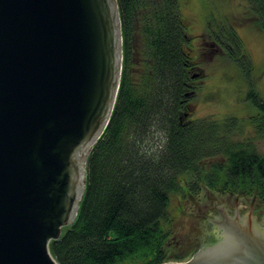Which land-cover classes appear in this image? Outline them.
I'll return each instance as SVG.
<instances>
[{"label": "water", "instance_id": "95a60500", "mask_svg": "<svg viewBox=\"0 0 264 264\" xmlns=\"http://www.w3.org/2000/svg\"><path fill=\"white\" fill-rule=\"evenodd\" d=\"M120 31L117 0H0V264H59L49 242L74 222L113 111ZM207 191L185 239L198 249L158 264H264L263 211L236 199L245 214H230Z\"/></svg>", "mask_w": 264, "mask_h": 264}, {"label": "trees", "instance_id": "16d2710c", "mask_svg": "<svg viewBox=\"0 0 264 264\" xmlns=\"http://www.w3.org/2000/svg\"><path fill=\"white\" fill-rule=\"evenodd\" d=\"M248 2L244 19L264 32V0ZM117 3L120 85L108 124L86 159L85 190L74 222L49 242L59 264L167 261L173 193L195 201L206 187L253 196L264 205V153L233 139L234 118L216 123L189 117L193 75L199 73L193 71L197 65L181 1ZM225 24V40L214 33L212 23L207 32L248 73L252 67L241 52V40ZM250 94L261 110L256 131L264 135V101Z\"/></svg>", "mask_w": 264, "mask_h": 264}, {"label": "rangeland", "instance_id": "374dc122", "mask_svg": "<svg viewBox=\"0 0 264 264\" xmlns=\"http://www.w3.org/2000/svg\"><path fill=\"white\" fill-rule=\"evenodd\" d=\"M184 18L187 21L188 42L192 48L198 72L193 77L195 92L190 99L192 119H210L223 123L234 118L236 128L233 139L246 141L259 153H264V135L256 131L261 123V110L253 102L251 92L264 101V32L246 19L248 0H180ZM211 18L213 20L211 21ZM220 38H227L228 25L236 31L241 40V52L249 60L252 70L245 73L242 65L228 58L219 45H209L214 38L207 32V26ZM213 39V40H212ZM137 65V62H134ZM132 72L136 73L135 69ZM256 126V127H255ZM207 190L202 187L195 201L185 199L178 193L171 195L169 203L171 235L166 243L167 261H183L195 251L185 240L195 226V213L198 204L211 202ZM215 191V190H212ZM218 200L225 198L226 203L234 205L236 199L253 207L262 217L264 205L253 196L217 192ZM198 249V248H195ZM194 249V250H195Z\"/></svg>", "mask_w": 264, "mask_h": 264}, {"label": "flooded vegetation", "instance_id": "af4514ba", "mask_svg": "<svg viewBox=\"0 0 264 264\" xmlns=\"http://www.w3.org/2000/svg\"><path fill=\"white\" fill-rule=\"evenodd\" d=\"M208 44H209V45H214L213 41L209 42ZM194 92H195V91H194ZM227 210H228V209H227ZM228 212H229L230 214H233V213H235V212H238V214H242V212H240V208H239V206H236V205H234L233 208H229ZM250 212H251V211H250ZM215 214H217V212H216V213H210L209 216L206 217V225H205L206 228L204 229L203 234H202V237L200 238V241H199V244H200V245H201L202 242L204 241L203 238H205V237L208 235L209 230H210V223L208 222L207 219L210 218V217H212V216H214ZM243 214H245V212H243ZM243 214H242V215H243Z\"/></svg>", "mask_w": 264, "mask_h": 264}]
</instances>
